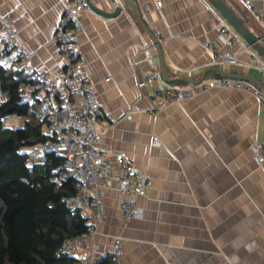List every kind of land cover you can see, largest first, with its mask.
<instances>
[{
	"label": "crops",
	"instance_id": "crops-1",
	"mask_svg": "<svg viewBox=\"0 0 264 264\" xmlns=\"http://www.w3.org/2000/svg\"><path fill=\"white\" fill-rule=\"evenodd\" d=\"M91 1L107 11L121 7L110 16L90 8L80 13L79 58L102 114L113 115L109 129L98 126V145L110 155L129 156L151 180L146 194L137 197L141 215L127 219L116 183L104 189L98 250L109 253L120 237L122 254L115 264H264V169L251 149L264 140V104L242 88L197 89L227 77L221 70L264 83V70L250 65L252 56L262 62L264 56L241 37L231 48L220 41L219 29L227 22L209 0H162L160 6L135 0L160 43L168 76L203 75L199 83L162 77L170 88L197 89L183 100L166 98L156 81L145 80L154 70L161 74L160 62L133 11L124 0ZM223 1L264 36V0ZM66 4L0 0V13L34 51V66L50 74L63 62L54 33ZM224 49L236 53L237 62L216 61L214 52ZM21 122L12 116L9 126Z\"/></svg>",
	"mask_w": 264,
	"mask_h": 264
},
{
	"label": "built area",
	"instance_id": "built-area-1",
	"mask_svg": "<svg viewBox=\"0 0 264 264\" xmlns=\"http://www.w3.org/2000/svg\"><path fill=\"white\" fill-rule=\"evenodd\" d=\"M155 2L158 6L162 5V0ZM88 8L87 0H67L54 33L63 62L60 70L52 74L34 66V51L23 45L16 27L0 13V66L15 68L26 74V80L18 83L20 101L28 105L37 104L45 119L43 132L46 137L27 148L29 158L44 162L49 153L62 156L52 179L60 185L64 177H72L76 192L63 196V200L71 208H80L86 217V230L65 238L59 247V251L73 257L76 264H96L106 254L116 261L122 254L120 237L114 240L109 253L100 252L97 248L95 233L104 216V189L112 182L116 183L121 194V214L127 219L141 215L137 197L145 195L151 184L149 177L137 168L129 156L122 152L110 155L98 145L101 137L98 126L109 129L113 115L102 114L91 75L79 58L77 37L82 30L80 13ZM229 28L227 24L221 25L218 37L231 48L239 42L240 36ZM214 58L224 63L237 62L236 53L230 49L215 51ZM250 65L264 70V62L255 56L251 57ZM145 80L149 83L156 81L159 91L166 98L178 101L193 96L197 89L219 86L248 90L264 104V92L251 82L238 78L213 79L198 84L195 91L182 86H166L157 70L147 74ZM11 118L10 114L0 110V127H8ZM152 140L157 142V136H153ZM251 149L254 159L264 169V140L254 142Z\"/></svg>",
	"mask_w": 264,
	"mask_h": 264
},
{
	"label": "trees",
	"instance_id": "trees-1",
	"mask_svg": "<svg viewBox=\"0 0 264 264\" xmlns=\"http://www.w3.org/2000/svg\"><path fill=\"white\" fill-rule=\"evenodd\" d=\"M26 74L0 66V110L21 119V125L0 127V264H76L59 251L65 238L84 232L80 208L63 196L76 192L72 177L57 185L52 176L62 156L30 160L27 148L43 141L45 119L37 104L20 101L18 83ZM96 264H115L106 254Z\"/></svg>",
	"mask_w": 264,
	"mask_h": 264
},
{
	"label": "water",
	"instance_id": "water-1",
	"mask_svg": "<svg viewBox=\"0 0 264 264\" xmlns=\"http://www.w3.org/2000/svg\"><path fill=\"white\" fill-rule=\"evenodd\" d=\"M209 1L219 11V13L222 15V17L227 22V24L240 35V37L247 43V45L251 47L253 50H255L257 53H259L260 55L264 56V36L259 34L253 28L250 29V27L246 25V20L244 16L241 14V12H239V10L237 9L234 10L230 8L223 0H209ZM87 2L91 10L105 16L115 15L120 11L121 8L119 5H117L113 10L107 11L95 5L91 0H87ZM124 3L133 11L138 23L151 39L152 44L156 49L159 58L162 77L166 81L183 80L189 83H199L202 80L203 75H201L199 79H195V80L189 79L185 76H179L175 78H171L168 76L167 70L165 68V63H164L160 43L156 35L148 28V26L143 21L140 13V9L136 1L124 0ZM221 73L230 78H238V79L250 81L253 84H255L262 92H264V83H262L259 79H257L252 75L235 74L223 70H221Z\"/></svg>",
	"mask_w": 264,
	"mask_h": 264
}]
</instances>
